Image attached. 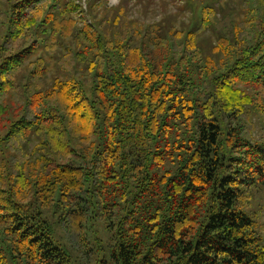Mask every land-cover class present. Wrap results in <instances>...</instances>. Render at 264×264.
I'll return each instance as SVG.
<instances>
[{
    "label": "trees",
    "instance_id": "obj_1",
    "mask_svg": "<svg viewBox=\"0 0 264 264\" xmlns=\"http://www.w3.org/2000/svg\"><path fill=\"white\" fill-rule=\"evenodd\" d=\"M213 1L0 0V264H264V0Z\"/></svg>",
    "mask_w": 264,
    "mask_h": 264
},
{
    "label": "rangeland",
    "instance_id": "obj_2",
    "mask_svg": "<svg viewBox=\"0 0 264 264\" xmlns=\"http://www.w3.org/2000/svg\"><path fill=\"white\" fill-rule=\"evenodd\" d=\"M120 0H108L107 4L109 6L117 5ZM188 0H129L130 5V14L132 17L139 19L143 22L152 23L158 22L164 18H168L170 22L174 23L177 27H181L183 25H191L190 22L193 19V11L190 9H183L184 5H186ZM227 1L231 0H214L213 3H216L221 10H224L225 7H228ZM82 5V9L84 10V14L88 16L89 9V0H77ZM200 2H195V7H198ZM77 17L79 14L76 15ZM207 34L213 36V40H215V30L208 31ZM55 53V50H53ZM51 54V52H49ZM44 52V55L49 58L50 54ZM53 71L49 73L45 79L47 82L51 81ZM27 75V72L24 73ZM44 82H40L43 84ZM257 199L254 201V208L256 209L259 204H264V196L262 194V190L256 192ZM260 209L262 212L260 213V219L262 224L264 225V207L260 205ZM57 239V238H56ZM59 240L62 241L60 237ZM75 263L80 264L78 258H75Z\"/></svg>",
    "mask_w": 264,
    "mask_h": 264
}]
</instances>
